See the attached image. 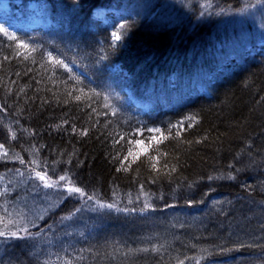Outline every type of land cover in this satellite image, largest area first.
<instances>
[{
  "label": "trees",
  "instance_id": "1",
  "mask_svg": "<svg viewBox=\"0 0 264 264\" xmlns=\"http://www.w3.org/2000/svg\"><path fill=\"white\" fill-rule=\"evenodd\" d=\"M2 1L0 264H264V44L216 55L162 0Z\"/></svg>",
  "mask_w": 264,
  "mask_h": 264
},
{
  "label": "rangeland",
  "instance_id": "2",
  "mask_svg": "<svg viewBox=\"0 0 264 264\" xmlns=\"http://www.w3.org/2000/svg\"><path fill=\"white\" fill-rule=\"evenodd\" d=\"M161 3L165 5L163 12L167 16L162 19L164 23H173L179 13H193L194 18L211 19L217 24L220 37L216 55L233 56L244 48L264 44V0H241L237 6L229 5L223 10L211 6L208 0H162Z\"/></svg>",
  "mask_w": 264,
  "mask_h": 264
},
{
  "label": "snow or ice",
  "instance_id": "3",
  "mask_svg": "<svg viewBox=\"0 0 264 264\" xmlns=\"http://www.w3.org/2000/svg\"><path fill=\"white\" fill-rule=\"evenodd\" d=\"M123 27H124V25H121V28H123ZM0 32H2L5 36H8L10 39H15L14 34H9L8 31L6 29H4L3 27H0ZM112 38L114 41H119L121 39V36H120L119 32H114L112 34ZM21 44L25 48L28 47L27 45L23 44L22 42H21ZM57 63L61 64L65 68H67V65H64L63 61H57ZM77 99H79V97H77ZM189 126H191V125H189ZM150 131H159V129H153ZM177 135H179V133H177ZM137 143H139V142H137ZM0 149H3V145H0ZM129 153L131 154V150H129ZM125 159H127V157H125ZM33 163H35V162H33ZM35 175L40 181H42L44 183L45 187H57V186H59V181H65L66 183L64 186L67 188V191L69 194L78 193L81 197L85 196V193L83 192V190L80 189L79 187H76L74 184H72L70 177H68L67 175L60 176L58 178V181H51V182H50V178L47 177L46 174H43L41 172H36ZM210 179H211V177H210ZM87 199L92 200L93 197L89 196V197H87ZM97 203H98V206L101 208H103V207H108V208L115 207L114 204L105 205V204H102L100 202H97ZM5 227H6V225H5ZM24 231H25V234L27 235L26 229ZM5 236L23 238V237L19 236L18 232L0 231V237H5Z\"/></svg>",
  "mask_w": 264,
  "mask_h": 264
}]
</instances>
